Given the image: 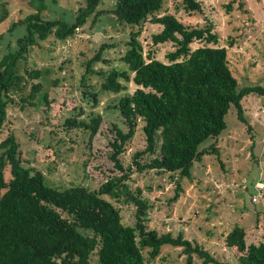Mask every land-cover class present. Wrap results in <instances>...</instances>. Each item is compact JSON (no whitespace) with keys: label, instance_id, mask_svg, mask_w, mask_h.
<instances>
[{"label":"trees","instance_id":"16d2710c","mask_svg":"<svg viewBox=\"0 0 264 264\" xmlns=\"http://www.w3.org/2000/svg\"><path fill=\"white\" fill-rule=\"evenodd\" d=\"M172 1L176 8L181 4L188 14L203 13L200 0ZM38 2L35 12L11 25L9 30L24 25L25 33L16 39L17 48L0 58V264H93L91 255L96 256L98 264H152L165 245L181 248L183 264H195V259L200 264H229L181 233L174 236L149 229L148 201L140 188H131L128 180L132 169L123 166L119 155L141 120L146 145L143 151L135 153L133 163L140 171L171 173L175 200L182 190L181 179L191 178L194 163L211 151L218 154L214 145L200 148V144L226 128L225 115L231 105L237 119L248 125L241 100L250 93L264 95V86H239L229 67L227 47L217 45L210 20L204 26L192 27L172 13L162 12L164 0H115L111 9L115 20L130 27L127 48L120 57L126 68H111L97 74L103 77L100 86L105 91H125L128 81L135 85L131 93L120 96L114 104L127 126L126 132L112 127L115 137L110 157L121 174L108 178L95 189L80 184L54 186L40 171L23 164L13 133L2 137L6 109L13 101L10 93L19 96L21 106H34L40 96L47 104V94L42 92L43 71L26 68L20 73V60H25L29 50L40 42L71 38L89 17L94 22L101 11H97L100 0H83L74 20L68 23L61 18H44L42 11L46 5L43 0ZM148 21L161 26L151 35L153 44H174V49L165 54L166 62L156 59L151 51L144 54L139 36L142 25ZM195 41L206 45L192 48L190 44ZM210 43L211 46L207 45ZM111 46L102 43L85 62L80 78L83 87H90L87 78L94 73L92 63L103 60L102 51ZM87 96L96 98L91 91ZM99 122V115L89 122L68 117L64 127L81 128L91 137ZM157 148L159 154L147 163L137 160L143 153L154 154ZM106 196L134 205L133 224L122 223L120 207ZM224 244L239 253L236 264H264V242L247 244L242 226L235 224L224 235Z\"/></svg>","mask_w":264,"mask_h":264},{"label":"rangeland","instance_id":"374dc122","mask_svg":"<svg viewBox=\"0 0 264 264\" xmlns=\"http://www.w3.org/2000/svg\"><path fill=\"white\" fill-rule=\"evenodd\" d=\"M203 13H186L181 4L164 0L161 11L174 14L185 25L201 27L207 19L213 23L217 45L227 47L229 67L239 86H264V0H200ZM83 0H43L44 18H61L72 22L75 11ZM38 0H0V58L17 48L16 39L25 33L24 25L9 30L11 25L35 12ZM115 0H100V15L93 22L89 17L84 26L65 41L50 38L33 46L20 60L18 71L35 68L43 71L42 92L34 106H21L19 96L10 93L13 101L7 106V120L2 137L13 133L20 145V158L27 167L40 171L49 184L63 188L80 184L90 189L121 172L110 155L114 140L112 127L127 131L114 104L119 97L135 89L132 81L119 93L101 89L103 77L97 71L111 68L125 69L120 60L127 48L130 27L117 22L111 12ZM161 29L159 24L145 22L139 36L144 54L151 51L156 59L167 61L165 54L174 49L172 42L153 44L151 35ZM102 43L113 46L102 51V59L92 63L87 89L80 84L85 62ZM231 43V44H230ZM192 48L206 45L202 41L190 44ZM212 45V43L207 44ZM122 81V80H121ZM123 83V82H122ZM27 90V88H26ZM88 91L96 98H89ZM248 125L239 121L236 110L230 106L225 115L226 128L215 138H208L200 148L214 145L218 150L205 154L196 161L191 178H182L178 197L173 200L174 181L171 173L154 169L138 170L133 163L136 152L145 148V137L140 120L134 136L126 142L119 155L125 168L131 167L128 180L132 189L142 190L149 204L147 227L158 233H181L184 238L200 244L216 259L236 264L238 252L224 244V235L236 224L245 230L246 243L264 242V95L250 93L242 98ZM100 116L96 133L81 128H66L64 121L75 117L89 122ZM159 154L143 153L137 157L147 163ZM5 177L9 174L5 172ZM107 197V196H106ZM110 199L109 197H107ZM112 200V199H110ZM120 207L122 223L134 221V205L116 202ZM91 255L93 264H98ZM180 247L162 246L152 264H183ZM195 264H200L195 259Z\"/></svg>","mask_w":264,"mask_h":264}]
</instances>
